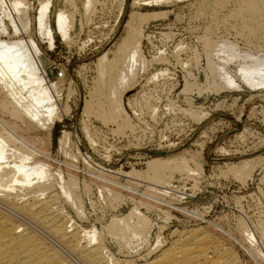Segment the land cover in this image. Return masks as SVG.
I'll return each mask as SVG.
<instances>
[{
  "label": "rangeland",
  "instance_id": "rangeland-1",
  "mask_svg": "<svg viewBox=\"0 0 264 264\" xmlns=\"http://www.w3.org/2000/svg\"><path fill=\"white\" fill-rule=\"evenodd\" d=\"M26 1L28 4L23 9L24 20L29 21L27 32L14 36L10 21L0 15L2 27H6L8 33H4L5 36L0 33V39L33 40L42 51L43 71L49 82L57 85L59 120L56 118L54 123L48 124L46 131L37 130L32 138L39 148L50 152L53 174L63 173L64 180L68 175H76L84 215L81 218L76 215L72 205L62 197L59 181H56L48 194L57 199L58 208L72 217L77 227L95 228L102 233L105 247L118 259L124 252L107 233L110 222L141 206L153 226L147 231L150 235L147 242L132 243L133 247L144 248L141 252L155 245L160 236L165 245L174 231L181 235L199 226L214 236L217 234L215 237L226 247L234 249L240 264H264V162L251 168L252 172L249 170L251 176L241 179L228 174L226 167L264 157V89L253 90L239 80V90L226 89L220 76L214 74L219 69L235 73L242 62L241 57L229 60L230 51L224 49L225 45L233 47L234 54L249 56L248 63L264 61V29L258 28L257 23H253V32L243 27V16L237 14L238 0L228 3L137 0V5L135 0H93L88 11L84 7L86 0H51L48 22L54 37L53 48L38 31L39 0ZM60 11L71 17L70 38L66 41L57 29ZM134 13L149 16L148 20L137 24V30L143 33L139 63L125 88L116 84L117 95L111 99L113 84L107 81L108 77L103 82L97 60L107 51H116L129 32L128 21ZM205 39L213 44L212 49L207 50ZM117 52L110 53L109 58L112 60ZM156 75L159 76L154 80ZM86 101L94 107L89 117L83 116ZM119 101L124 113H120V119L112 121L109 107L118 105ZM202 113L207 115L201 118L203 120L200 119ZM84 121L91 139L84 133ZM63 132L71 135L67 152L80 157H68L60 149ZM79 148L82 154L93 156L95 162L91 169L78 153ZM161 153L171 158L196 156L202 172L192 176L176 173L165 188L167 196L163 197V192L155 194L160 198L153 201L148 190H136L142 179H132L127 174L140 173L145 178L142 181L145 187L152 186L155 181L146 177L147 163L153 157L166 156ZM97 163L103 165L100 170ZM74 166L78 170H74ZM102 168L115 171L112 174L117 175L105 176L127 187L126 191L131 190L119 191L125 201L116 203L112 193L109 194L108 189H114L109 188L110 183L94 179L101 176ZM176 183H185L193 197L185 206L175 199L185 214L160 207L165 201L169 202L164 199L169 197V187H182ZM143 203H152L154 208L147 213ZM188 213L202 215L201 221L190 218ZM241 222L251 230L256 244L247 241ZM212 225H218L221 230Z\"/></svg>",
  "mask_w": 264,
  "mask_h": 264
},
{
  "label": "bare ground",
  "instance_id": "bare-ground-1",
  "mask_svg": "<svg viewBox=\"0 0 264 264\" xmlns=\"http://www.w3.org/2000/svg\"><path fill=\"white\" fill-rule=\"evenodd\" d=\"M221 1L228 3L230 0H217L220 3ZM238 2L239 13L237 14L240 17L247 16L249 18L241 17L243 27L253 32V23H257L258 28L264 29V0H238ZM27 4L26 0H0V15L10 21L14 36L28 30L29 21L24 20L25 10L23 9ZM134 4L137 5L138 1L135 0ZM51 5V0H39L37 22L39 34L46 38L50 47L53 48L54 37L48 22ZM92 5L93 0H86L85 10L88 11ZM225 5L227 6V4ZM2 17L0 20H3ZM148 17L138 13L132 14L127 25L129 32L118 44L115 51L118 50V52L114 58L111 60L109 55L115 52L107 51L97 60L101 79L105 82L104 79L108 77L107 81L113 84L111 99L116 98V84L125 88L135 74L140 58L141 38L143 37V33L141 34L137 30V24L148 20ZM70 23L71 17L64 11H60L56 24L58 33L64 41L70 38ZM0 26V33H7L6 27H2V24ZM212 45L209 39H205L207 50ZM232 48L227 45L224 48L226 51H230L229 60L241 57L242 62L238 65L235 73L224 71V69H219V72L214 73L220 76L224 87L239 90V80L240 83L253 90L264 89V61L254 60L248 63L246 61L249 56L234 54ZM41 55L42 51L31 39L27 41L21 38L15 41L0 39V264H240L233 252L234 249L226 247L219 237H215L217 234L214 236L204 227L199 226L181 235H177L175 231L172 232L173 237L170 238V241H166L165 245L160 236L156 238L155 245L147 246L145 252H141L144 248H139V245L133 247L132 243L139 241L141 244L142 240H144L142 242H147L148 236H150L147 231L153 227L151 220L139 208L141 206L134 207L121 218L115 217L116 219H112L109 227L107 226L110 238L117 241L120 248H123L121 249L124 252L123 256L118 259L105 247L102 233L95 228L89 230L81 228V226L77 227L74 219L58 208L57 199H53L54 196L50 197L48 194L51 184L56 181H59L62 197L72 205L76 215L80 218L84 215L82 200L77 193L78 179L76 175H68V179L64 180L62 179L64 178L63 173L53 174L50 165V161H52L50 152L45 148H39L32 138L37 130L46 131V128L49 127L48 124L54 123L59 114L58 99L55 98L57 85L51 84L46 72L43 71ZM157 76L159 75H156L154 80ZM93 110L91 102L86 101L83 116L89 117L90 114H93ZM108 113L112 121L120 119V113H124L121 102L119 101L118 105L110 106ZM206 116L202 113L200 119H204ZM57 119L59 120V118ZM84 131L86 137L91 139L89 137L91 133H89L85 121ZM70 143V133L63 132L59 139L60 149L68 157H80L79 155L77 157L75 153L67 152ZM78 150V153L82 154L81 149ZM222 152L226 153L224 149ZM81 156L91 169L95 162L93 156L88 153ZM169 156L153 157L148 160L146 177L154 180L155 184L152 183L153 185L147 186L146 189L149 193L151 192L149 195L153 201H158L160 197L156 198L155 194H162V188L171 184L176 173L192 176L202 172L201 164L196 160V156L192 155L191 159ZM263 162L264 157L258 156L239 163L227 164V173L240 179L251 176L252 173L249 170ZM97 164H99L98 169L93 168L100 170L103 165ZM190 164H193L195 169ZM72 168L78 170L75 166ZM101 171L103 173L98 172V174L102 173L101 176L93 172L97 175L96 178L94 176L93 178L102 183H110L109 188L114 189H108L110 193L107 192L112 193L111 196L115 202L123 201L124 197L119 191H126L128 188L115 184L116 182L110 179V173L115 171L110 172L107 169ZM116 173L119 174V172ZM107 174L110 178L105 176ZM127 175H131L130 177L136 180L142 179L143 181L144 178L140 173L130 172ZM112 176L114 175L112 174ZM149 184L151 185V183ZM164 192L167 194L165 189ZM153 201L149 202L156 204ZM152 203H149L150 205L143 203L146 205L147 213L154 208ZM194 214L188 213V216L197 220L202 219V215L199 217L197 213ZM240 225L243 227V231L245 230V235H243L246 236L247 241L252 245L256 244L257 239L251 230L248 231V227L243 222ZM213 227L221 230L218 225ZM129 230L131 234H129Z\"/></svg>",
  "mask_w": 264,
  "mask_h": 264
},
{
  "label": "built area",
  "instance_id": "built-area-1",
  "mask_svg": "<svg viewBox=\"0 0 264 264\" xmlns=\"http://www.w3.org/2000/svg\"><path fill=\"white\" fill-rule=\"evenodd\" d=\"M145 155L148 156L147 153ZM111 171H113V170H111ZM113 175H117V174H113ZM125 182H127V180ZM176 184L182 185V187L179 188V189H176V188H173V187H169L167 190H168L170 195H169V197L165 198V200H167L169 202L160 204V207L162 209L169 210V211L174 212V213L185 214V212H183L182 209H180L178 207V203L175 201V199L181 200V204L183 206H185V204L187 202H189L193 197H192V194L186 188V184L185 183H176ZM140 185L141 186H138V188L136 189L138 192H144L145 190H147L146 187H145L146 185L143 182H140ZM117 189H119V188H117ZM164 189L165 188H162L163 197H166L167 194L164 192ZM125 192L127 193V192H130V191H125Z\"/></svg>",
  "mask_w": 264,
  "mask_h": 264
},
{
  "label": "water",
  "instance_id": "water-1",
  "mask_svg": "<svg viewBox=\"0 0 264 264\" xmlns=\"http://www.w3.org/2000/svg\"><path fill=\"white\" fill-rule=\"evenodd\" d=\"M152 155V154H151ZM161 155H166V153H161Z\"/></svg>",
  "mask_w": 264,
  "mask_h": 264
}]
</instances>
